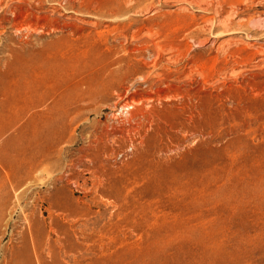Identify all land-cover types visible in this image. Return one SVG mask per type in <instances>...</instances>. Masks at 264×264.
Returning a JSON list of instances; mask_svg holds the SVG:
<instances>
[{"label": "rangeland", "instance_id": "374dc122", "mask_svg": "<svg viewBox=\"0 0 264 264\" xmlns=\"http://www.w3.org/2000/svg\"><path fill=\"white\" fill-rule=\"evenodd\" d=\"M28 262L264 264V0H0V264Z\"/></svg>", "mask_w": 264, "mask_h": 264}, {"label": "bare ground", "instance_id": "6f19581e", "mask_svg": "<svg viewBox=\"0 0 264 264\" xmlns=\"http://www.w3.org/2000/svg\"><path fill=\"white\" fill-rule=\"evenodd\" d=\"M239 23H240V22H239ZM250 24H251V23H250ZM222 28H223V26H222ZM226 32H227V31H226ZM222 35H223V34H222ZM125 106H126V105H125ZM122 107H123V106H122ZM33 129H34V128H33ZM22 131H23V130H22ZM17 134H19V135H17V138H18V140L20 141V143L22 142V140H23L24 142L27 141V140H25L26 138H25V136H24V133L22 134V133H19V132H18ZM18 136H19V137H18ZM30 136H31V135H30ZM34 136H35V135H34ZM32 137H33V136H32ZM30 139H31V138H29V140H30ZM60 212H61V211H60ZM52 216H53V215H52ZM34 220H35V219H34L33 215H32V216L30 215L29 217H26L25 220H24L25 223L28 225V226H26V227H28V228H29V227L31 228L32 226H33V228H34V226L36 227L35 224H37L38 222H36V220H35V221H34ZM28 228H27V229H28ZM36 228H39V226L36 227ZM48 228H49V227H48ZM31 229H32V228H31ZM29 230H30V229H29ZM38 230H40V229H38ZM34 231H35V230H34ZM34 231H33V232H34ZM27 233H28V231H27ZM29 233H30V231H29ZM35 233H36V232H35ZM30 234H31V233H30ZM32 234H33V233H32ZM26 235H27V234H26ZM36 235H37V234H36ZM36 235H35V236H36ZM30 236H31V235H30ZM35 236L33 235V237H35ZM31 237H32V236H31ZM25 239H26V238H24V241H25ZM39 239H40V237H39ZM39 239H38V240H39ZM35 240H36V239H35ZM35 240L33 239V242H34ZM31 241H32V240H31ZM37 242H38V241H37ZM26 244L28 245V242H27ZM26 244H25V246H26ZM34 244H35V242H34ZM35 247H36V244H35ZM35 247H34V248H35ZM37 248H38V246H37ZM27 249H28V248H27ZM26 251H27V250H26ZM36 256H37V255H36ZM21 259H22V258H21ZM31 260H32V259H31ZM38 260H39V259H38ZM29 261H30V260H29ZM23 262H24V261H23ZM36 262H38V261H36ZM39 262H40V261H39ZM39 262H38V263H39ZM25 263H27V262H25ZM21 264H22V263H21ZM28 264H30V263L28 262ZM32 264H33V263H32Z\"/></svg>", "mask_w": 264, "mask_h": 264}]
</instances>
